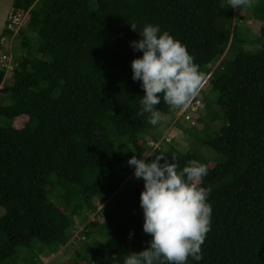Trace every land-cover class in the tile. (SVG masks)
<instances>
[{"label": "trees", "instance_id": "trees-1", "mask_svg": "<svg viewBox=\"0 0 264 264\" xmlns=\"http://www.w3.org/2000/svg\"><path fill=\"white\" fill-rule=\"evenodd\" d=\"M15 7L28 15L16 38L25 54L12 72L0 71V92L9 96L0 102L8 120L0 124V264H40L65 246L74 254L61 264H123L144 250L151 240L143 232L144 182L127 161L151 155L147 142L172 127L221 157L179 149L175 135L154 150L181 168L193 160L208 166L202 186L210 189L212 225L199 264H264V4L246 19L262 37L257 52L238 44L241 25L225 0H16ZM149 23L185 44L209 78L211 96L194 99L204 107L190 120L174 122L176 108L163 100L159 125L140 114L145 93L131 61L143 53L130 42ZM214 93L224 124L202 139L219 118L209 105ZM82 223L84 239L70 243Z\"/></svg>", "mask_w": 264, "mask_h": 264}, {"label": "clouds", "instance_id": "clouds-1", "mask_svg": "<svg viewBox=\"0 0 264 264\" xmlns=\"http://www.w3.org/2000/svg\"><path fill=\"white\" fill-rule=\"evenodd\" d=\"M255 3L256 0H225V7L239 10L252 8ZM16 9L21 8L13 11ZM26 20L27 16L23 25ZM131 27L137 31L135 25ZM137 32L142 38L131 41L130 47L143 54L131 61L132 79L141 82L145 93L140 98V114H149L148 123L157 126L161 122L157 109L161 101L171 108L187 109L200 96L206 77L187 46L159 25L149 23ZM5 33L2 41L9 38ZM18 51H14L17 60L25 54ZM127 164L134 178L144 182L140 193L143 232L151 240L144 250L128 253L123 264H189L190 258L199 264L203 260L202 245L212 225L210 189L202 186L208 166L193 160L181 168L174 157L169 159L159 151L139 158L133 155ZM133 235L130 231L129 237Z\"/></svg>", "mask_w": 264, "mask_h": 264}, {"label": "rangeland", "instance_id": "rangeland-1", "mask_svg": "<svg viewBox=\"0 0 264 264\" xmlns=\"http://www.w3.org/2000/svg\"><path fill=\"white\" fill-rule=\"evenodd\" d=\"M264 4V0H256V3L254 4V6H262ZM251 8L248 7H242L239 10L234 9V13H235V22L236 23H240L241 25V30L239 29V33H238V44L242 47H244L245 49L249 50L250 52H257L260 48V46L262 45V37L259 34V31H257L254 27H249V23L248 21H246L248 15H249V10ZM242 17V18H241ZM242 19V20H241ZM248 26V27H247ZM17 41H12L10 38H5V40L3 41V44L0 45L1 48H10L14 51H18L19 50V44L16 43ZM20 52V51H18ZM25 53V51H22ZM231 52L228 53V55H230ZM233 56V54H232ZM230 56V57H232ZM214 66L212 67V65L210 66L211 68H214L217 63L213 64ZM8 77V76H7ZM11 79H9L7 82L11 83ZM201 91L203 92V94L200 93V98L203 100L205 98V96L210 95L211 96V85L209 82V78L208 80H205L204 83V87L201 89ZM9 96L7 94H4L3 92H0V102H8ZM210 99V106H211V111L213 113H216L219 118L218 120H216V122H214L213 124H211V129L210 131L206 132L205 134H201L202 139L203 138H207L209 135L214 136L218 131V129L224 124V119L222 117V111L219 108L218 104L216 103V99H217V94L214 93L212 98ZM178 112V111H177ZM176 112V113H177ZM173 118V117H172ZM168 119V118H167ZM206 121H210L209 117L206 118ZM8 120L5 118H0V124L4 125L7 124ZM186 127V126H185ZM214 127V128H213ZM166 132V133H165ZM164 132V135H175L176 140L174 142H176V146L179 149H185L187 148V146L190 148H198L197 151L200 153H205V156H209L212 157V159L215 158H219L221 159L220 156H217L215 153H213V151H211L209 148L205 147V146H201L198 139L195 137H191L190 135H185L183 130H180L178 127H175L172 129H168ZM200 134V133H199ZM54 188V187H53ZM50 199L54 202H56L57 200L54 197L53 192H50ZM56 195V194H55ZM102 206V205H101ZM3 213V209H0V215ZM84 223L76 225L77 229L75 230L76 233H79L83 230L84 227ZM95 241V237L92 236L91 241L90 242H94ZM71 242V241H70ZM70 248L65 247H61L56 253L49 255L47 257L44 258V260H42L40 262V264H61L63 261L65 260H69V258H71V256L74 254V251L69 250ZM45 255V254H43ZM12 264V263H9Z\"/></svg>", "mask_w": 264, "mask_h": 264}, {"label": "built area", "instance_id": "built-area-1", "mask_svg": "<svg viewBox=\"0 0 264 264\" xmlns=\"http://www.w3.org/2000/svg\"><path fill=\"white\" fill-rule=\"evenodd\" d=\"M26 16L27 13L22 9H16L10 14L7 22V30L9 33V36L7 37H9L12 41L15 40V37L17 36L19 29L23 25ZM17 62L18 60L16 59L12 49L10 48L5 49L0 47V71H4L5 73L12 72L15 66L17 65ZM200 104L201 102L199 101V99H196L187 109L183 111L180 109H175L172 116L174 122L180 119L181 117H185L187 120H190L189 114H196ZM192 123L194 124V122ZM172 139H173V135H169V136L163 135L158 142H155L154 140H149L147 142V145L151 148V153H152L155 149L160 148L161 144L171 142ZM80 234L81 232L76 233V231L74 230L73 236L71 238V242L75 243L76 238L84 239V236H81Z\"/></svg>", "mask_w": 264, "mask_h": 264}, {"label": "water", "instance_id": "water-1", "mask_svg": "<svg viewBox=\"0 0 264 264\" xmlns=\"http://www.w3.org/2000/svg\"><path fill=\"white\" fill-rule=\"evenodd\" d=\"M16 0H0V45L7 28L10 13L15 8Z\"/></svg>", "mask_w": 264, "mask_h": 264}]
</instances>
